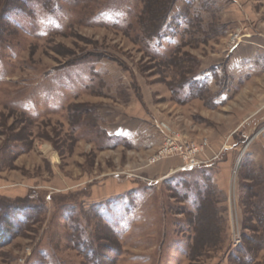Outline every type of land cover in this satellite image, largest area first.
Wrapping results in <instances>:
<instances>
[{
  "label": "rangeland",
  "instance_id": "rangeland-1",
  "mask_svg": "<svg viewBox=\"0 0 264 264\" xmlns=\"http://www.w3.org/2000/svg\"><path fill=\"white\" fill-rule=\"evenodd\" d=\"M1 231L0 264H264V0H0Z\"/></svg>",
  "mask_w": 264,
  "mask_h": 264
},
{
  "label": "trees",
  "instance_id": "trees-1",
  "mask_svg": "<svg viewBox=\"0 0 264 264\" xmlns=\"http://www.w3.org/2000/svg\"><path fill=\"white\" fill-rule=\"evenodd\" d=\"M191 3H193V2H191ZM180 20H181V18H180ZM159 37L157 38V39H160L161 37H163V31H162V34H160V35H158ZM6 233V232H5ZM5 233H4V231L2 232H0V243L2 242V241H4V239H5ZM86 251V250H85ZM90 251V250H89ZM91 252V251H90Z\"/></svg>",
  "mask_w": 264,
  "mask_h": 264
},
{
  "label": "crops",
  "instance_id": "crops-1",
  "mask_svg": "<svg viewBox=\"0 0 264 264\" xmlns=\"http://www.w3.org/2000/svg\"><path fill=\"white\" fill-rule=\"evenodd\" d=\"M256 159H257V157H255V158L253 159V161H254V160L257 161Z\"/></svg>",
  "mask_w": 264,
  "mask_h": 264
},
{
  "label": "built area",
  "instance_id": "built-area-1",
  "mask_svg": "<svg viewBox=\"0 0 264 264\" xmlns=\"http://www.w3.org/2000/svg\"><path fill=\"white\" fill-rule=\"evenodd\" d=\"M191 165V164H190Z\"/></svg>",
  "mask_w": 264,
  "mask_h": 264
}]
</instances>
